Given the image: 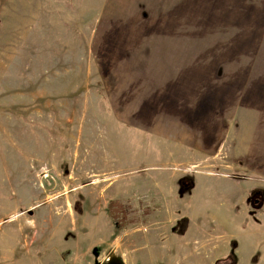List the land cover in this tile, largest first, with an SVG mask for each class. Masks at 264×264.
<instances>
[{"label":"rangeland","instance_id":"374dc122","mask_svg":"<svg viewBox=\"0 0 264 264\" xmlns=\"http://www.w3.org/2000/svg\"><path fill=\"white\" fill-rule=\"evenodd\" d=\"M227 4L0 0V218L31 237L50 214L68 229L74 213L108 205L117 211L115 230H143L150 207L116 206L114 182L170 181L180 213L208 196L210 183L219 196V256L211 262L194 251L186 264H230V254L236 264L229 207L244 222L248 192L251 213L264 202V0H230L237 13L218 12ZM226 96L234 102L228 110ZM252 109L261 114L255 122L239 120ZM202 116L215 124L199 123ZM190 171L197 189L183 200L195 184ZM208 172L215 174L200 177ZM183 178L192 180L186 192ZM75 230L67 238L82 233ZM243 246L239 264L249 253ZM256 250L254 259L264 255Z\"/></svg>","mask_w":264,"mask_h":264},{"label":"crops","instance_id":"0c3cea01","mask_svg":"<svg viewBox=\"0 0 264 264\" xmlns=\"http://www.w3.org/2000/svg\"><path fill=\"white\" fill-rule=\"evenodd\" d=\"M227 1V5H221L220 8L217 6L218 12L237 13L236 6L230 5V0ZM181 12L186 14L188 10L183 9ZM168 50L172 52L171 47ZM230 91L231 89L227 87V95ZM211 101L206 100L204 103L210 106ZM233 103L232 99L227 97L221 106L228 110L229 107L232 108ZM257 113L260 114L254 109L242 112L239 120L255 122ZM246 114L253 116L247 118ZM231 116H227L228 120ZM215 121V118L206 119L202 116L199 123L205 122L208 126H213ZM263 128L259 127L260 130ZM212 130L209 129L210 133ZM248 150V155H252V148L249 147ZM186 173L192 175L195 184L193 190L181 196L183 200L186 196L190 197L197 189L198 174L192 171ZM203 174L213 176L215 172L202 173L200 176L202 179ZM176 175L183 176V174ZM158 185L156 187L155 180L147 177L145 181L132 180L125 184L120 181L114 182L110 188L116 190L114 198L116 206L123 204V201H129L132 205H138L142 201L148 208L150 207L151 211L145 217L146 222L142 223L146 226L143 230L130 229V227L115 230L111 221L117 216V211L110 208L108 213V205L102 208L100 213L91 211L83 217H78L74 213L68 218V229L64 228L65 223L61 222L63 220L61 215L50 214L46 220L41 218V230L33 229L32 233L35 235L31 237H28L25 230L15 232L12 228L14 220L2 214L0 264H186L189 258H193L191 254L194 251L208 256L211 262L218 259L220 233L218 230H213V226L214 224L218 226L215 206L218 205L219 196L213 184L204 183L208 196L193 202L190 209H181L182 213L176 208L181 201L173 200L176 199L178 186L173 187L170 181L165 180L160 181ZM156 189L159 190V201L156 200L158 194ZM248 195L249 192L243 201H240L244 216L247 217L244 222L235 212L233 205L229 207L230 214L232 212L235 216L233 228L237 235L232 237L231 241L234 240L236 244L234 249L236 264L241 262V243L245 244L243 247L249 250L247 255L242 252L243 263L264 264L260 261L262 257L264 258L263 254H258V257L254 259L257 255L256 248L264 252V202L260 210L251 213L252 210L245 201ZM154 206L159 209L155 210ZM157 211L161 212V218H157ZM22 214L20 217L27 222L24 213ZM82 219L89 223L84 224L86 229L77 227ZM181 219H185L183 221L186 224L180 229L177 228V223ZM33 220L36 221V219ZM153 226L158 227L153 228ZM257 226H260V231L254 232ZM76 228L82 233L67 238L68 233H77Z\"/></svg>","mask_w":264,"mask_h":264},{"label":"trees","instance_id":"16d2710c","mask_svg":"<svg viewBox=\"0 0 264 264\" xmlns=\"http://www.w3.org/2000/svg\"><path fill=\"white\" fill-rule=\"evenodd\" d=\"M179 186H180V189H181L182 192L188 191L192 187V180H191V178H183V179H181L179 181ZM257 193H259V192H256L255 194H257ZM228 259L231 262L230 264H234V256L232 254H230L228 256Z\"/></svg>","mask_w":264,"mask_h":264}]
</instances>
